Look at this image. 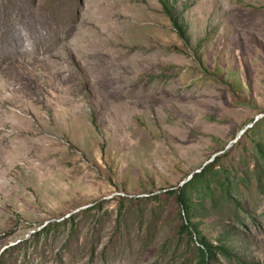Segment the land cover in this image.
<instances>
[{
    "label": "rangeland",
    "instance_id": "1",
    "mask_svg": "<svg viewBox=\"0 0 264 264\" xmlns=\"http://www.w3.org/2000/svg\"><path fill=\"white\" fill-rule=\"evenodd\" d=\"M21 14L54 68L0 67V264H201L195 237L264 264V0H0ZM202 168L190 239L169 192Z\"/></svg>",
    "mask_w": 264,
    "mask_h": 264
},
{
    "label": "bare ground",
    "instance_id": "2",
    "mask_svg": "<svg viewBox=\"0 0 264 264\" xmlns=\"http://www.w3.org/2000/svg\"><path fill=\"white\" fill-rule=\"evenodd\" d=\"M25 18L26 15L23 14L16 17V20L14 15H6L4 18L0 16V39L3 37L7 38L9 41V45L6 49L0 48V67L5 63L4 67L6 69L18 68L24 69V71L45 67L49 69L52 75L54 67L48 63L45 56H42V54H39L34 49H31V51L30 48H28L29 46L31 47V40L24 37V32L18 31V23L20 21L23 23L25 31L26 29L29 30V28H32L33 24L31 22H26Z\"/></svg>",
    "mask_w": 264,
    "mask_h": 264
},
{
    "label": "trees",
    "instance_id": "3",
    "mask_svg": "<svg viewBox=\"0 0 264 264\" xmlns=\"http://www.w3.org/2000/svg\"><path fill=\"white\" fill-rule=\"evenodd\" d=\"M163 7L165 8L164 4ZM172 26L176 29L177 34L179 35L180 38H183L184 40L187 39L186 37V26L184 23L179 22V20L175 17H172L171 19ZM255 124V123H254ZM253 124V126H254ZM257 152L259 155L262 157L264 156L261 153V146L259 144H256ZM264 158V157H263ZM202 173H196L195 175H192L191 179L188 181L186 185L184 184L182 187L178 188L177 190H171L169 193L174 196V199L176 202L179 204V206L182 208V213L185 216V223L182 225V228L185 229L187 234L189 235V238H192V235H196V229L195 225H193L190 221L189 218V213L191 212L192 209V203L190 202V197H189V191L200 187V188H205L206 190L209 189V181L211 178H213L216 173L210 174V171L205 168H202ZM226 183V182H225ZM222 185V183H220ZM225 192L229 194V183H226V189ZM197 246L196 249L199 251L200 255V261L201 264H206L208 259L212 257L214 251H221L219 248L215 247L212 248L206 241H204L203 238H200L199 241H197L196 237L194 238ZM214 251H213V250Z\"/></svg>",
    "mask_w": 264,
    "mask_h": 264
}]
</instances>
